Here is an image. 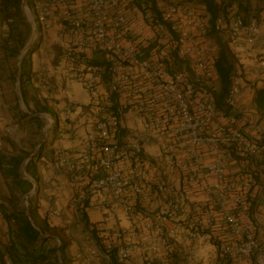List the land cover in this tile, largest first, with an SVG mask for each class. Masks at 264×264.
<instances>
[{
  "label": "built area",
  "instance_id": "built-area-1",
  "mask_svg": "<svg viewBox=\"0 0 264 264\" xmlns=\"http://www.w3.org/2000/svg\"><path fill=\"white\" fill-rule=\"evenodd\" d=\"M23 9L36 37L54 27L68 44L63 61L94 116L84 149L96 175L83 180L79 167L59 155L57 167L65 166L72 186L71 208L98 199L131 221L112 230L107 253L78 251L76 262H109L115 250L121 263L141 255L144 264H171L173 252L190 257L186 247L213 243L208 264H264V220L252 214L255 191L264 184V130L250 133L247 119L236 118L245 76L253 88L264 79V23L240 15L216 20L233 49L245 38L250 63L236 71L229 111L221 112L213 65L218 44L208 35L204 7L183 0H25ZM99 53L105 64L97 63ZM41 72L46 89L54 68L43 64ZM76 107L64 113L69 130ZM127 112L159 143L156 154L147 153L146 139L127 138ZM156 200L162 206L151 211Z\"/></svg>",
  "mask_w": 264,
  "mask_h": 264
},
{
  "label": "crops",
  "instance_id": "crops-1",
  "mask_svg": "<svg viewBox=\"0 0 264 264\" xmlns=\"http://www.w3.org/2000/svg\"><path fill=\"white\" fill-rule=\"evenodd\" d=\"M259 47L261 54H264V37H261ZM67 48L68 44L64 42L56 28L53 27L45 31L42 38V46L39 49L40 60L33 66L34 68L32 67L29 70L31 78L26 82L27 89H24V97L29 107H33L29 97L32 94V90H34L37 100L46 110L45 114H42L43 117L59 123V128L52 130L51 139L42 148V152L38 155L39 157L36 159L31 158L29 176L35 179L37 186L32 205L37 207L38 216L44 218L48 211L58 210L62 216L53 218L54 225L62 228L71 225L72 216L70 214L76 213V211L70 206L72 186L68 179L69 176L67 177L66 168L65 166L62 169L57 167L59 155L63 154L68 162L74 163L79 167L83 174V180L96 175V167L84 149L85 139L94 129V116L88 106L89 98L87 92L82 84L69 73L63 61ZM242 49L245 52L241 51L237 55L240 65L245 63L244 58L247 47L244 46ZM95 58L98 61H104L101 53L96 54ZM43 64H49L54 68V74L47 82L46 89L42 87L44 74L40 71V67ZM248 77L243 84L237 114L246 115L248 119L246 130L250 133H256L262 129L264 130V118L255 109L256 86L253 88L248 85V80L252 78L251 76ZM63 91H65V94H63ZM72 103H77V107L70 121L72 130H69L66 126L64 113L66 107ZM123 125L125 126L127 138L146 139L149 142L146 147L148 154H156L159 151V143L151 134L146 132L139 117L127 112L123 117ZM0 126L3 129L2 132H5L6 129L3 128L1 122ZM4 147L5 142L0 139V150H3ZM235 174L236 171L233 170L232 175ZM255 192L257 197L252 202V214H256L261 220H264V184L260 183ZM68 204L69 206H67ZM161 206L162 203L156 200L151 204L150 210L157 211ZM87 211L90 221L96 222L100 230L127 228L131 225V221L122 211L105 209L98 199L91 200ZM186 249L190 253L189 264H208L214 244H195L186 247ZM188 262L183 260L174 262V264H188ZM128 264H144L143 258L141 255H136Z\"/></svg>",
  "mask_w": 264,
  "mask_h": 264
},
{
  "label": "trees",
  "instance_id": "trees-1",
  "mask_svg": "<svg viewBox=\"0 0 264 264\" xmlns=\"http://www.w3.org/2000/svg\"><path fill=\"white\" fill-rule=\"evenodd\" d=\"M153 1L155 3L161 1L162 3L165 0ZM183 1L192 6L205 8L203 15L209 24L208 35L218 44V51L213 56L217 80L215 100L218 109L221 112H227L229 108L226 101L235 73L237 70L245 72L249 68V57L246 51L245 63L240 65L237 55L244 51L242 48L246 45L245 38H242L239 49H233L224 40V37L218 34L215 25L216 20L221 17L228 21L234 16L240 15L245 22L256 19L264 23V0H260L261 4L259 5H255L252 0ZM22 4L23 0H0V16L9 28V38L14 39L19 47L25 46L27 41L25 30H29L31 26L24 17ZM97 63L105 64V61H97ZM247 78L249 77L245 76V80ZM255 94V109L264 118V79L257 83ZM24 101L26 102L25 97ZM44 111L46 112V110ZM21 115L27 116L24 113ZM236 116L237 119L242 117L247 119L244 114L236 113ZM33 118H36V116H33ZM36 119L40 121L39 118ZM29 155L30 153L26 151L10 154L5 153L4 149L0 150V177L5 181H9L8 193L5 196L0 194L2 197L0 201V264H5L6 260H9L11 264H68L69 260L65 257V251L70 248V241L66 240L64 229L54 225L53 218L48 215L49 211L44 218H41L37 214V207L33 206L32 203L25 207L21 199L16 197L13 191L12 186L21 187L20 185L24 183L29 184L28 181H21L23 164L29 158ZM31 163L32 161L27 164V168H30ZM90 202L91 200H88L83 208L80 209L83 212L82 222L85 230L100 245L102 252L107 253V245L112 239V230H100L97 223L90 221L87 211ZM109 257V262L104 260L106 263L128 264L121 263L118 260L115 250L109 252ZM184 258L188 257L183 256L179 252H173L171 254V264L183 261L185 260Z\"/></svg>",
  "mask_w": 264,
  "mask_h": 264
},
{
  "label": "rangeland",
  "instance_id": "rangeland-1",
  "mask_svg": "<svg viewBox=\"0 0 264 264\" xmlns=\"http://www.w3.org/2000/svg\"><path fill=\"white\" fill-rule=\"evenodd\" d=\"M252 1L255 5L261 4L260 0ZM23 13L31 25L29 30H25L27 41L24 47H19L14 39L9 38V28L0 16V122L3 128L6 129L5 132L0 134V139L5 142V147L3 148L5 153L18 154L21 151H26L31 155H29V158L34 155L32 158L36 159L42 152V148L49 143L53 125L57 122H52L51 119L47 120V118L43 117L42 114H45V109L37 100L34 90H32V94L29 97L33 107H29L28 103L24 101L23 92L24 89H27L26 81L31 78L29 70L40 60L39 49L42 46L44 34L36 37L31 24L30 14L28 15L24 9ZM31 42H33L32 48L27 49V45ZM22 113L27 114V116H22ZM32 114L39 118L40 121L33 118ZM27 167H25L24 171L22 169L21 181H28L29 184L24 183L20 185L21 187L12 186L16 197L21 199L25 207V197L30 195L26 198H28V204H31L35 197L33 190L36 188L35 179L30 178V168ZM0 188V194L5 196L8 193L9 181H5L0 177ZM82 215L83 212L80 209L76 213L70 214L72 216L71 225L63 228L66 240L70 241V248L65 251V257L69 260L68 264H77L74 257L78 251H86L89 248L98 247L102 252L97 241H93L94 238L91 239V234L85 230ZM186 257L188 258L184 259L188 262L189 256ZM95 264L109 263H106L101 257H97Z\"/></svg>",
  "mask_w": 264,
  "mask_h": 264
},
{
  "label": "water",
  "instance_id": "water-1",
  "mask_svg": "<svg viewBox=\"0 0 264 264\" xmlns=\"http://www.w3.org/2000/svg\"><path fill=\"white\" fill-rule=\"evenodd\" d=\"M25 6V0H23V7ZM31 24H32V22H31ZM32 45H33V42H31V43H29L28 45H27V49H29V48H32ZM31 158L32 157H30V158H28L26 161H25V163L23 164V171L25 170V167L27 166V164H28V162L31 160ZM36 190H37V186H36V188L33 190V193H35L36 192Z\"/></svg>",
  "mask_w": 264,
  "mask_h": 264
}]
</instances>
